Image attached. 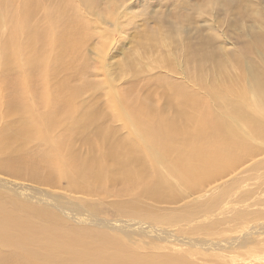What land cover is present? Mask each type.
I'll list each match as a JSON object with an SVG mask.
<instances>
[{
  "label": "bare ground",
  "instance_id": "obj_1",
  "mask_svg": "<svg viewBox=\"0 0 264 264\" xmlns=\"http://www.w3.org/2000/svg\"><path fill=\"white\" fill-rule=\"evenodd\" d=\"M261 2L218 0L213 9L200 8L189 20L192 29H184L198 40L186 48L167 45L169 55L147 51L159 45L145 44L139 35L128 66L122 60L113 67L132 71L135 59L142 67L133 71L136 77L147 65L158 73L140 89L118 90L104 60L109 45L102 42L113 31L106 33L102 24L122 28L127 0H0V264H190L131 254L105 232L70 227L67 216L97 210L94 200L104 205L114 197L121 212L147 220L149 201L178 203L167 184L184 190L181 199H196L247 163L249 170L263 166L253 162L264 161V120L251 110L264 117V66L253 58L235 62L234 53H222V45L203 34L220 28V12L236 17L250 11L261 22ZM109 8L114 15L108 18ZM254 23L251 37L258 38ZM94 44L104 52L102 70L86 52ZM258 53L264 62V51ZM228 63L245 68V89L240 78L229 79L230 90H213L220 87L204 79L212 69L224 83ZM224 191L201 208L214 205ZM90 221L93 228L102 224L100 218ZM242 238L232 245L237 252L248 248L249 238Z\"/></svg>",
  "mask_w": 264,
  "mask_h": 264
},
{
  "label": "rangeland",
  "instance_id": "obj_2",
  "mask_svg": "<svg viewBox=\"0 0 264 264\" xmlns=\"http://www.w3.org/2000/svg\"><path fill=\"white\" fill-rule=\"evenodd\" d=\"M193 1L194 0H127V8L121 9L120 21L122 22V28L115 30L113 25L110 26L107 22L105 25L102 24L107 29L105 30L106 33H111L113 31L109 39L105 40L106 36H103L104 40L102 42H106L109 45V49L106 50V57L104 58L101 56L104 55L102 50H98L99 48L95 49L96 45H100L99 43H101V40L98 39L99 43L96 42V45L88 46L86 51L88 58L97 70L103 69L104 64L100 61L102 57L105 62L107 61V65H109L115 76V85L118 90L130 88V86H136L137 89H140L141 84L143 85L145 80L149 81L153 77L155 78L158 71L147 65L146 67L148 68H143L144 72L140 73L142 78L146 79L141 81V75L136 77V72H133L136 69L142 68L140 66L141 63L138 66L136 60L133 59L136 68L132 71L126 69L128 60L132 59L131 57L137 53L139 45L138 41H136L137 37L140 35L143 38L142 42H145V44L150 42L154 46L159 45L157 50L153 47H146V50L149 51L150 49H154L155 52H159L161 55L170 54L167 45L174 46L178 43L181 47L183 46L186 48L193 43L195 44L199 35L194 36L195 33H190L189 35L185 34L186 29L189 31L192 29V25L189 21L191 16H194V14L198 16L200 8L204 10L209 8L213 9L211 2L216 1L217 4L218 0H200V4L195 6H193ZM252 2L254 3V1ZM262 4L264 8V3L261 2V5ZM185 5H188V7H185ZM111 7L113 9L114 5ZM112 9L109 8L106 10L107 13H103L104 16L108 18L112 17L114 15V12L111 11ZM116 9L117 8H115V10ZM192 9L193 11H191ZM245 9L246 7H243V9L241 8L242 11H245ZM122 10L124 11L122 12ZM218 14L220 15L217 26L220 28H214L212 31L209 30V32L205 31L203 34L213 36L216 46L218 45L220 47L222 45L223 49L219 48L222 53H234L235 56L233 60L235 62L245 64L247 60L253 58L264 66V62L258 53V51H264V37H262L264 36V13L261 22H258V20L255 21L256 17L250 11L246 13L240 12L236 17L232 15V12H220L217 13V15ZM201 17L202 16L199 17V20L203 19ZM108 20H111V18ZM253 23L259 34L258 38L251 37V32L254 30H250V25H253ZM259 25L261 27H259ZM224 34L227 35L228 40L225 39ZM191 35L192 37H190ZM148 37H151L150 40L147 39ZM243 47L245 48L244 50ZM251 52L255 54L252 55ZM145 53L147 52H142L139 57ZM122 60L127 62V66H124L123 70H115L113 65H116V63ZM233 65V63H228L226 64L227 67L225 70H222L224 73L223 77H221V81L223 78L225 81L224 83L216 81L219 79V75L217 76V73L212 69H208V71L203 74L204 79L210 77V79H207L209 80L208 83L220 87L219 89L215 88L213 90H230L232 83L229 82L231 81L229 79L232 77H234L235 80L240 78V81L237 82L238 86L240 89H245V83L241 81V78H243V74L246 70L240 64ZM133 76H135V78ZM142 87H144V85ZM152 88L153 87H151V89ZM105 91H110V89H105ZM104 101L107 100L104 99ZM106 105L107 103L105 102V106ZM251 113L259 119L264 120V117L261 118L256 112L251 110ZM252 143L256 146L254 142ZM156 156L158 155L152 154L149 157H151L150 159L153 165L158 168L160 160L157 159ZM257 163L259 164L253 162V167L255 165L264 166V161L260 160V162L257 161ZM251 164L252 163H247L230 175H227L221 180L220 185H213L212 188L215 187L213 192H211L212 189L208 191V193L204 191L201 197L196 199L191 198L192 200L188 198L181 199L185 195L184 190L167 184L169 190L174 193L175 198L173 200L178 201V203L165 204L163 202L156 203L154 201H149L148 209L151 211V216L147 220L121 212L111 203V200L114 199V197H112L106 199L109 201L104 205L101 204L102 201L100 200L91 201L97 205V210H87L89 207L85 206L84 209L87 211L84 212L79 210L78 212L71 213L76 219H73L72 216H67L68 225L72 228L86 227L95 231L105 232L108 240L114 239L119 245L126 247L129 253L138 255L144 259L148 257H156L158 259H160V257H170L169 260H181L183 258L190 264H264V258L262 257V255L264 256V168L260 166V169L257 171L249 170L250 167H252ZM148 178L149 180L152 179V177L149 176ZM169 178L173 180L172 177L169 176ZM226 187L230 191H227ZM224 188L225 191L221 194L220 198L217 199L219 202L216 201L214 205L208 208H201L208 199L210 200L212 197L216 198L219 192ZM11 195L16 197V193L13 191L10 193V196ZM161 196H163V193H161ZM165 198L171 199L172 197L166 195ZM79 199L81 200L82 197ZM116 199L114 200L116 201ZM82 201L85 205L90 202L88 199ZM179 213L182 214L181 217H174ZM154 215L158 217L154 218ZM91 218H100L102 221L101 226L95 225L93 228L94 224L91 223ZM242 236L249 238L247 242L249 249L245 246L243 248L244 250H238L237 252V250L233 249V243H236L237 240L242 241ZM259 257L261 258L259 259Z\"/></svg>",
  "mask_w": 264,
  "mask_h": 264
}]
</instances>
